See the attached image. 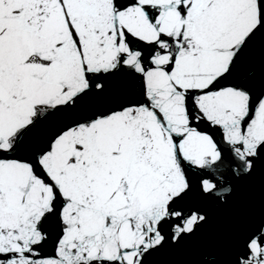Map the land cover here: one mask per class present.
<instances>
[{
	"label": "snow or ice",
	"instance_id": "6c2138e0",
	"mask_svg": "<svg viewBox=\"0 0 264 264\" xmlns=\"http://www.w3.org/2000/svg\"><path fill=\"white\" fill-rule=\"evenodd\" d=\"M0 264H264V0H0Z\"/></svg>",
	"mask_w": 264,
	"mask_h": 264
}]
</instances>
